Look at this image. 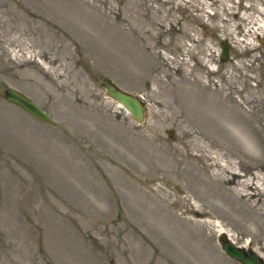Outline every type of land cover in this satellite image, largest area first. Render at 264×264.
<instances>
[{
	"label": "rangeland",
	"instance_id": "374dc122",
	"mask_svg": "<svg viewBox=\"0 0 264 264\" xmlns=\"http://www.w3.org/2000/svg\"><path fill=\"white\" fill-rule=\"evenodd\" d=\"M224 233L264 259V0H0V264H241Z\"/></svg>",
	"mask_w": 264,
	"mask_h": 264
},
{
	"label": "water",
	"instance_id": "95a60500",
	"mask_svg": "<svg viewBox=\"0 0 264 264\" xmlns=\"http://www.w3.org/2000/svg\"><path fill=\"white\" fill-rule=\"evenodd\" d=\"M222 47L221 59L226 61L230 56V45L223 43ZM103 85L109 96L122 104L130 112L135 121L142 124L147 120L148 109L142 98L119 88L108 78L103 80ZM5 96L9 101L22 108L31 116L48 124L54 122L53 118L37 102L23 92L14 88H7ZM220 239L223 242V249L226 253L241 264H264L262 256L252 248L247 250L245 247L235 245L225 233L221 235Z\"/></svg>",
	"mask_w": 264,
	"mask_h": 264
},
{
	"label": "bare ground",
	"instance_id": "6f19581e",
	"mask_svg": "<svg viewBox=\"0 0 264 264\" xmlns=\"http://www.w3.org/2000/svg\"><path fill=\"white\" fill-rule=\"evenodd\" d=\"M226 97H229V95H227ZM118 105L120 106V107H123L126 111H127V109L122 105V104H120V103H118ZM128 112V111H127ZM129 113V112H128Z\"/></svg>",
	"mask_w": 264,
	"mask_h": 264
}]
</instances>
